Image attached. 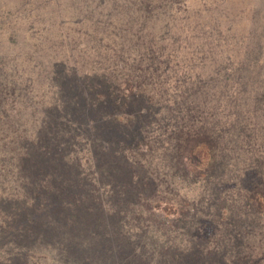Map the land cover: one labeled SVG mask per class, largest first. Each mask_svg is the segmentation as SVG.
<instances>
[{"label": "trees", "instance_id": "trees-1", "mask_svg": "<svg viewBox=\"0 0 264 264\" xmlns=\"http://www.w3.org/2000/svg\"><path fill=\"white\" fill-rule=\"evenodd\" d=\"M63 1L48 97L0 139V264H264V23L232 60L186 0Z\"/></svg>", "mask_w": 264, "mask_h": 264}, {"label": "rangeland", "instance_id": "rangeland-1", "mask_svg": "<svg viewBox=\"0 0 264 264\" xmlns=\"http://www.w3.org/2000/svg\"><path fill=\"white\" fill-rule=\"evenodd\" d=\"M186 1L192 18L199 20L203 25L208 42L213 41L214 45L218 44L223 50H232L219 54V58H225L227 54L232 60L235 56L240 57L242 53L239 51L247 44L253 24L259 26L260 22L264 23V0ZM63 2L0 0V80L6 77L10 82L8 85H15V90L8 87L4 93L2 91L0 97L1 141L9 139L6 127L11 123L26 125L27 121L31 124V111L35 105L45 102V97H48L43 85L44 78L41 76V62L44 60L47 44L51 40L55 41L54 37L59 39L61 33L71 35L69 26L60 24ZM215 14L222 17L220 34L209 33L210 27L214 25ZM225 16H228L229 21ZM208 56L209 54H206V57ZM162 174L161 171L160 175ZM179 187L180 195L192 202V207L200 210H197L199 212L196 217L207 224L205 230L198 234V245L205 249V252L214 250L220 242V236L211 229L217 226L215 208L205 209V201H201V196L206 199L203 186L200 183L184 182L179 184Z\"/></svg>", "mask_w": 264, "mask_h": 264}]
</instances>
